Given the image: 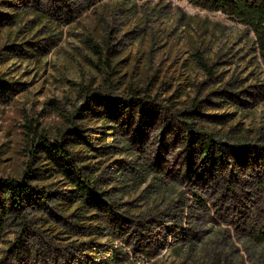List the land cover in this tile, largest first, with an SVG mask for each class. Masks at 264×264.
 Wrapping results in <instances>:
<instances>
[{
    "label": "rangeland",
    "instance_id": "374dc122",
    "mask_svg": "<svg viewBox=\"0 0 264 264\" xmlns=\"http://www.w3.org/2000/svg\"><path fill=\"white\" fill-rule=\"evenodd\" d=\"M191 130L223 161L184 141ZM43 138L66 139L108 205L81 202ZM7 179L56 196L48 210L27 206L20 225L0 189V264H264L255 34L188 0H0Z\"/></svg>",
    "mask_w": 264,
    "mask_h": 264
},
{
    "label": "trees",
    "instance_id": "16d2710c",
    "mask_svg": "<svg viewBox=\"0 0 264 264\" xmlns=\"http://www.w3.org/2000/svg\"><path fill=\"white\" fill-rule=\"evenodd\" d=\"M188 1L202 9L226 14L233 20L248 27L255 34L259 49L264 56V0ZM93 98L98 105L107 106L108 109L111 108L110 104L112 99L109 96L95 94ZM137 101H139V98L136 101L131 100L130 102ZM150 118H153V116L150 115ZM74 132L78 135L76 131ZM182 139L191 147L200 143L203 158L208 163H212V166L217 161H223L222 155H218L217 159H212L211 151L215 141L210 134L191 130ZM37 146L42 148L47 161L50 163V168L54 173H62L68 178L74 176L71 183L74 184V190L82 203L97 206L98 208L104 204L108 205L107 201H104L105 199L103 200L102 198L104 192L100 191V183L90 173L85 172V164L77 163L78 160H76L72 150L68 147L66 139L51 140L43 138L38 140ZM243 149H246V147ZM31 176V174L27 173L26 179ZM2 188H6L7 200L11 202L10 207L5 209L4 212L5 214L7 213L8 215H15L17 218H21L20 225L26 224L28 220L27 213L25 212L27 206L34 204L36 207L48 210L52 207L51 203L56 196L54 191L36 190V187L27 182V180L22 182L16 179H7L5 182L0 181V189ZM79 217L82 218L83 216L80 214Z\"/></svg>",
    "mask_w": 264,
    "mask_h": 264
}]
</instances>
